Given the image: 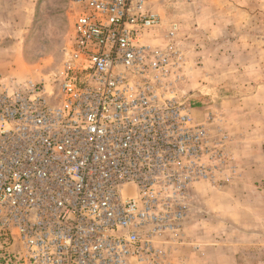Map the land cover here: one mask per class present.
Wrapping results in <instances>:
<instances>
[{
	"label": "built area",
	"instance_id": "obj_1",
	"mask_svg": "<svg viewBox=\"0 0 264 264\" xmlns=\"http://www.w3.org/2000/svg\"><path fill=\"white\" fill-rule=\"evenodd\" d=\"M69 1L61 70L0 79V264H172L196 184L237 176L229 135L179 94L176 23Z\"/></svg>",
	"mask_w": 264,
	"mask_h": 264
},
{
	"label": "rangeland",
	"instance_id": "obj_2",
	"mask_svg": "<svg viewBox=\"0 0 264 264\" xmlns=\"http://www.w3.org/2000/svg\"><path fill=\"white\" fill-rule=\"evenodd\" d=\"M147 4L164 28L177 24L186 61L179 94L198 117L219 116L237 166L235 179L220 187L196 184L169 259L264 264V0ZM72 25L69 0H0V79L38 81L58 73Z\"/></svg>",
	"mask_w": 264,
	"mask_h": 264
},
{
	"label": "crops",
	"instance_id": "obj_3",
	"mask_svg": "<svg viewBox=\"0 0 264 264\" xmlns=\"http://www.w3.org/2000/svg\"><path fill=\"white\" fill-rule=\"evenodd\" d=\"M1 66V65H0Z\"/></svg>",
	"mask_w": 264,
	"mask_h": 264
}]
</instances>
